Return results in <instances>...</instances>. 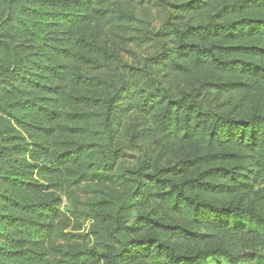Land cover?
Listing matches in <instances>:
<instances>
[{
  "label": "trees",
  "instance_id": "1",
  "mask_svg": "<svg viewBox=\"0 0 264 264\" xmlns=\"http://www.w3.org/2000/svg\"><path fill=\"white\" fill-rule=\"evenodd\" d=\"M149 2L0 0V264H264V0H158L114 65Z\"/></svg>",
  "mask_w": 264,
  "mask_h": 264
},
{
  "label": "rangeland",
  "instance_id": "2",
  "mask_svg": "<svg viewBox=\"0 0 264 264\" xmlns=\"http://www.w3.org/2000/svg\"><path fill=\"white\" fill-rule=\"evenodd\" d=\"M136 15L138 17V22L135 23V26L115 40V46L119 52V59L114 61V65L120 63L140 67L146 56L152 55L158 50V43L155 42V40L145 38L144 30L155 32L166 16L165 10L158 5V0H150L148 4L144 3L136 10ZM95 72L99 75L108 74V71H105L103 67L96 69ZM166 81L167 77L164 78V82ZM135 82L136 87L146 91L153 90L154 86H156V81H154L151 76L142 77L135 80ZM122 125L132 126L135 131L131 137L129 135L126 137L122 136L121 139V143L124 145L123 150L129 155L127 156L128 158H135L138 155L139 147H145L147 151L153 154L158 153L161 149L162 141L159 137L143 135L141 117L138 112L133 111L123 117L121 119V126ZM165 151L166 155L171 154L172 148H167ZM37 161L41 160L38 158ZM47 192L53 193L54 198H57L61 207L67 205L65 189L50 186ZM75 227L76 223L71 218L65 231L73 230ZM87 227L88 223L83 222L80 229L75 230V232L83 233L86 231Z\"/></svg>",
  "mask_w": 264,
  "mask_h": 264
}]
</instances>
